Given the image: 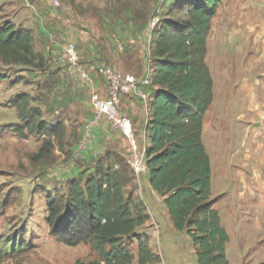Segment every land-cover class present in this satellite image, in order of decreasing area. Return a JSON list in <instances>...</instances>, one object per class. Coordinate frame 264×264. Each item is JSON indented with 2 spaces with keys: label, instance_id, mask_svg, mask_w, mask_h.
<instances>
[{
  "label": "rangeland",
  "instance_id": "1",
  "mask_svg": "<svg viewBox=\"0 0 264 264\" xmlns=\"http://www.w3.org/2000/svg\"><path fill=\"white\" fill-rule=\"evenodd\" d=\"M173 1L125 0L119 5L114 0H63L69 13L113 12L121 19L119 23L110 19L106 26L103 20L88 21L83 29L87 34L80 35L81 48L73 44L80 65L95 60L88 51L90 43L96 47L94 34L116 49L114 57L99 52L95 63L110 65L122 75H144L150 65L151 29ZM22 5L23 0H0V24H13ZM69 38L73 40L71 33ZM205 62L213 80V103L204 116L202 143L210 159L213 207L229 237L226 256L230 264H264V0H222L212 21ZM36 73L0 65V264L87 262L95 259L88 245H62L49 236L44 221L43 191L64 190V178L73 164L70 148L75 129H67L63 149L55 144L44 160L35 158L41 136L25 132L27 137L22 138L13 131L21 122L10 101L22 93L33 98L31 106L42 111L47 124L73 121L72 128L77 127L75 109L55 113L52 106L50 111L56 93ZM138 177L134 195L143 199L150 218L141 230L149 236L151 250L161 264H197L189 238L172 228L148 178L142 173ZM6 238L20 243L10 255L1 248ZM132 264H137L136 258Z\"/></svg>",
  "mask_w": 264,
  "mask_h": 264
},
{
  "label": "trees",
  "instance_id": "2",
  "mask_svg": "<svg viewBox=\"0 0 264 264\" xmlns=\"http://www.w3.org/2000/svg\"><path fill=\"white\" fill-rule=\"evenodd\" d=\"M114 1L120 5L125 0ZM221 2L174 0L150 32L152 94L144 166L149 187L161 199L172 228L184 232L193 244L197 264H230L229 237L213 207L210 159L202 143L204 116L213 103V80L205 58ZM47 63L35 50L29 31L11 22L0 24L1 67L41 72ZM31 102L26 93L10 101L21 122L13 131L22 138L27 137L25 132L41 136L35 158L44 160L55 144L63 149L66 127L44 122L42 111ZM135 185L126 159L105 152L91 169L67 179L62 192L43 191L49 236L66 247L89 246L95 259L74 264H132L135 258L137 264H161L141 230L150 218L134 195ZM18 245L6 238L1 248L10 255Z\"/></svg>",
  "mask_w": 264,
  "mask_h": 264
},
{
  "label": "crops",
  "instance_id": "3",
  "mask_svg": "<svg viewBox=\"0 0 264 264\" xmlns=\"http://www.w3.org/2000/svg\"><path fill=\"white\" fill-rule=\"evenodd\" d=\"M58 1L60 8L54 9L49 0H23L22 11L18 13L17 19L15 18L13 24L32 34L35 50L42 52L48 61L46 69L36 74L40 75L39 79L42 78L43 81L50 83V88L56 93L55 99L50 102V107H48L50 111L56 108L55 113H60L62 109L65 110L67 107L71 111L74 109L77 111L72 112L76 116L77 123L74 125H77V127L72 128L73 121L69 123L70 125L65 123L66 130L75 129L77 137L75 141L72 138L70 153L73 164L70 163L69 172L64 181L77 177L83 170L91 169L94 162L103 157L107 151L114 152L125 158L131 167L133 156L141 153L147 146L144 132L149 115L145 114L142 104L130 95L124 94L120 97V109L128 116L132 124V138L127 139L121 133L111 128L106 121L102 120L94 126L89 143L84 145L82 139L83 126L93 118L92 96L96 95L104 98L107 95L106 85L100 76L101 64L104 63L99 64L95 62L99 60V55L102 52L114 57L112 51H116V49L112 50L110 44L105 42L104 38L99 42L94 34L92 37L94 41L96 40V47H94L93 43H90L93 40L87 39V43L92 44L91 50L88 49V51L95 58L94 62L86 60L83 66H81L90 76L91 85L89 86L77 82L73 73L68 70V65L61 60V48L65 44H75L76 42V45L79 47L78 43L81 44L82 42L80 35L87 34V31H83V29L88 27V21H92L94 24V21L97 19L103 20L106 26L108 25L107 21L110 19V21L115 20V23H119L121 20L120 16H116V13L113 12L105 13L103 11L97 13L86 12L84 14L69 13L63 6V0ZM77 2H80V0H77ZM5 3L8 4L7 1ZM13 4L14 2H9L10 6ZM69 20L72 22H69ZM93 24H91V27ZM71 30L80 31L74 34ZM88 31L90 30L88 29ZM70 33L72 34L73 42L71 41L72 38H69ZM126 34L128 33L125 31V36H128ZM118 47L121 49L120 45L117 46V49ZM205 150L207 151L206 147ZM78 155L79 157L77 158ZM142 174L147 177L145 166ZM136 178L138 179L139 177ZM137 199L144 203L142 198Z\"/></svg>",
  "mask_w": 264,
  "mask_h": 264
},
{
  "label": "built area",
  "instance_id": "4",
  "mask_svg": "<svg viewBox=\"0 0 264 264\" xmlns=\"http://www.w3.org/2000/svg\"><path fill=\"white\" fill-rule=\"evenodd\" d=\"M54 9L60 8L58 0H49ZM61 60L68 65L76 81L84 85H91L89 74L81 67L79 56L75 46L71 43L65 44L61 48ZM150 70H147L141 77L132 75H122L110 65L102 64L100 68V76L107 88V95L100 98L96 95L92 96L93 118L86 123L82 129L83 144L86 145L91 141L94 126L104 120L111 128L121 133L127 139L131 138L132 125L128 116L120 109V97L124 94L138 100L145 111L149 115L151 100V83ZM144 150L133 156L131 169L138 177L144 169Z\"/></svg>",
  "mask_w": 264,
  "mask_h": 264
}]
</instances>
